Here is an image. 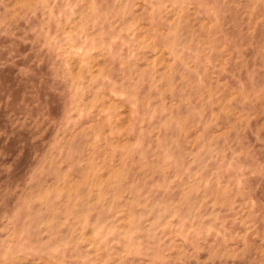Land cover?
Instances as JSON below:
<instances>
[{
	"label": "rangeland",
	"instance_id": "374dc122",
	"mask_svg": "<svg viewBox=\"0 0 264 264\" xmlns=\"http://www.w3.org/2000/svg\"><path fill=\"white\" fill-rule=\"evenodd\" d=\"M0 264H264V0H0Z\"/></svg>",
	"mask_w": 264,
	"mask_h": 264
}]
</instances>
